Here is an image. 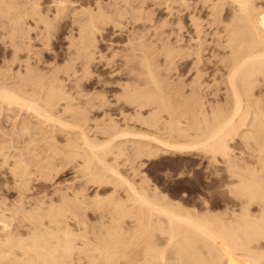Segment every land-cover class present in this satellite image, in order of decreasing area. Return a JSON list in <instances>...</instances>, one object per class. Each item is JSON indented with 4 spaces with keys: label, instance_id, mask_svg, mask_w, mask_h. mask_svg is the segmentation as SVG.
<instances>
[{
    "label": "bare ground",
    "instance_id": "bare-ground-1",
    "mask_svg": "<svg viewBox=\"0 0 264 264\" xmlns=\"http://www.w3.org/2000/svg\"><path fill=\"white\" fill-rule=\"evenodd\" d=\"M165 1L177 27L175 41L161 50L165 70L155 60L157 45L133 32L132 54L125 62L131 79L120 83L127 103L140 109L154 105L149 117L141 118L148 130L120 127L98 142L96 133L88 134L94 120L90 109L109 106L106 93L85 97L87 109L58 73L70 72L79 57L89 70L100 51L96 35L107 23L116 25L131 11L137 19H150L146 4ZM183 16L194 26L185 46ZM62 21L67 22L69 58L64 66L40 71L32 56L44 59L41 52L32 53V33L50 42ZM0 46L10 55V64L0 71V264H264V0H0ZM190 56L193 76L183 84L177 61ZM207 65H213L210 76L216 84V91L207 94L208 104L199 90ZM97 82L109 83L101 74ZM81 85L76 80L84 97ZM110 118V124H102L106 117L102 123L95 120L93 131L112 129L117 120ZM118 138L123 140L117 143ZM195 150L226 167L222 185L231 205L224 203L221 213L212 211L215 205L208 199L204 210L171 200L157 185L150 189L148 179L149 186L142 179L137 187L117 166L122 157L135 156L134 161ZM61 155L71 162L81 159L78 167L89 183L119 186L108 197L91 196L100 225L90 221L83 183L54 194L40 187L63 168ZM123 186L127 195L120 197Z\"/></svg>",
    "mask_w": 264,
    "mask_h": 264
},
{
    "label": "rangeland",
    "instance_id": "rangeland-1",
    "mask_svg": "<svg viewBox=\"0 0 264 264\" xmlns=\"http://www.w3.org/2000/svg\"><path fill=\"white\" fill-rule=\"evenodd\" d=\"M146 7L151 11L150 19H147L145 16H142V18L137 19L134 14L135 12L131 11L130 13L127 14L126 17L121 18L120 19L121 21L119 20L117 22L118 25L116 23L117 26L114 25L115 23L109 22L106 24L105 26L106 29L104 30V32L97 33L96 35L98 42L97 50L100 51L96 54L97 59L95 60V63L91 65V68L89 70H87L84 66V59L79 57L73 61V69L70 72L61 70L58 73L63 80L65 89H67L68 92L74 95V97L76 98L78 97L77 99L78 104H82V103L85 104L86 98L95 95L96 92L98 93L101 90L102 93H106V96L109 100V106H105L104 108L101 107L102 109H98V110L97 109L92 110L90 109L91 108L90 104H85V107L87 109L89 107V109L92 111V112L90 111L91 112L90 115L91 118L93 117L94 119V120L91 119V122L89 121L90 124L89 126L92 127L93 129L90 130L91 128L89 127L88 134L90 135L92 134L91 135L92 138L96 135L95 139H97L98 137L97 139L98 142L99 141L103 142L102 140L104 139L107 140L108 138H110L108 137V135L109 136L113 135L117 130L124 129L125 126H127V128L130 127L132 130L138 132H143L145 130H148L147 127L142 123V119L149 117L148 114L154 110L155 108L154 105L153 107L152 105L151 106L148 105L141 109L139 107L136 108V106L127 103L125 98L121 96L122 89L120 83H124L127 80L131 79L129 78L131 75L128 74L129 68H126V65L128 67L129 65L128 63L125 64L127 56L132 54L131 51L132 41H129V39L133 35L132 33L136 32L135 37L143 34L144 39L147 42H152L156 44L160 52L155 57V60L162 68V71H164L167 59L165 58L166 56L164 54L166 52L163 51L164 48L169 47L172 44V42L175 41L176 39L175 32L177 27L174 18L168 15V6L166 1L161 4L158 3L154 5L148 3L146 4L145 8ZM66 23H67L66 21H62L59 23L56 33L51 38L50 42L47 41L45 36L38 34L37 31H34L32 33L33 35L32 43L34 49L32 53L41 52L44 59V62L43 61L37 62V57L35 55L32 56L33 64L36 65L40 71L46 72L55 64L64 66L65 61L67 60V58H69V53L66 48L68 41L67 40L68 28L66 26ZM182 23L184 27L181 30V33L182 35H184V39L181 42V44L183 46H185L186 44L190 45L189 43L191 42L188 39L189 38L188 34L193 31L194 26H192L193 24L191 23V21H189V18L187 16H183ZM46 44L48 45L47 47ZM100 54L102 55V57L104 56L105 57L102 58ZM192 57L193 56H190L188 58L180 59L177 61L178 72L183 75L182 76L183 84H185V82L187 83L188 80L193 76L194 69H192L193 64H191ZM9 60H10L9 53L5 51L2 46H0V71L6 68L8 64H10ZM108 62H110V65ZM136 63L137 62L135 61L134 64ZM212 67L213 65L205 66L208 73L206 77L203 78L205 80V83L203 84V86L199 87L200 92L204 94L206 93V95L209 92L212 93L216 91L215 81L210 76V74L212 73ZM74 71H77V76H74ZM99 74H101L104 78H106L109 81L107 85L104 86L102 83L97 82V76H99ZM171 75H172V71L169 72V77L172 80ZM76 80L82 81V85L80 88L82 89L81 93L85 94L84 97L79 96L80 94H78L79 89L76 87ZM223 86L224 85H220V88H222ZM185 90L190 91L188 86H186ZM221 95H222V91L219 92V99H220L219 102L224 103L223 101L226 100L224 96ZM210 98L212 99L213 97L210 95ZM207 99H209L208 95L206 96L205 100L207 101ZM208 102L210 101H207V104ZM137 109L140 110L138 111ZM136 112L139 114H137ZM106 114L108 116L111 115L112 118L110 119L117 120V122L114 121L115 124L110 126V128L111 127L113 128L109 129V131L108 128L105 129L108 131L107 133L102 132V131L105 132V130H102L101 132L99 131L96 132V130L93 131L96 126L95 124L99 122V121L95 122V120L101 119L100 123H102L103 122L102 118L106 117V119H104V121L105 120L106 121L103 122L102 124L107 122L108 116ZM162 115L163 117L165 116V118L166 117L168 118L169 116L167 112H163ZM165 118L164 120L167 119ZM91 124L94 125L91 126ZM106 124H110V120L109 123ZM110 130H113L112 131L113 133H111ZM93 133L96 134H94L93 136ZM56 135L59 139H64V133L62 132L60 133V131H58ZM7 138H8L7 144L9 143L8 145L12 146L13 142L10 144V139L12 137L7 135L6 139ZM121 138L116 139L117 143L118 141L123 140ZM48 140L49 139H47V141ZM16 143L17 145H21L17 141ZM233 144L234 146H236V149L240 151V148H242V144L239 143L238 141H236ZM130 150L132 149L130 148ZM211 156L212 155L210 153L206 154L203 151H197V150L184 152V153L168 151L167 153H161L154 157L153 156L137 157L134 161L133 159L135 158V156L134 157L127 156L128 160L126 157H122L117 160V166L126 177L129 176L130 180L135 181L136 186L139 185L140 184L139 182H141L143 179V184H145L146 186L151 185L149 186L150 189L153 188V186L157 185L156 187L162 194L166 195L167 197L170 196L171 200L175 198L174 201H177L178 199L180 203L184 204L185 206H189V208L191 207L193 208V206L194 207L197 206V209L198 208L202 209L204 208L202 206L203 200L208 199L207 201H211L215 205L214 206L215 209H214L213 204H210L212 205L211 208H213L212 211L221 213L225 210L227 204L231 205L230 204L231 197H229L226 188L222 185V179L226 177L227 171L225 165H223L224 163H221V160L220 161L214 160V158ZM112 157L113 155L109 154L108 156L109 161H113ZM64 158L65 157L62 156L61 160H63ZM67 160L65 158L64 161H62L63 164L66 165L63 164H62L63 166L61 165V167L63 168L60 169V172L56 176H54V180L53 179L51 181L47 180V182L42 181V186L40 187L42 188L43 191L48 192V194H54V192L56 193L55 190L63 189L66 187V185L74 188V184L75 187L76 185L79 187L83 183L82 184L84 185L82 186L84 188L83 192L84 194L86 193V196L88 195L87 199L90 202V206H91L89 214L92 213L90 215L92 219L90 221L91 222L93 221L92 223L94 226L96 224H97L96 226H98L100 225V222H98L99 219H96L98 218L96 216H98L100 212L94 209L96 207L94 206V203H92V198L95 196L97 192H99L100 194L102 193L101 194L103 195V197L101 196L102 198L108 197L112 193L111 190H114L115 189L114 187L116 186H113V183L112 185L111 183H109L108 185L105 184L102 187H100L97 183L96 184L93 182L89 183L91 181L87 180L86 176L80 171L78 167L80 163H83L82 160L79 158L73 160L72 162L70 160H69L70 162ZM65 161L66 163H64ZM133 166H136L138 171L136 169V171L134 170L132 172V169L133 168L135 169V167ZM134 173L136 174L134 175ZM1 178L2 177H0V179ZM145 179L146 181L147 179L149 180L148 182L149 185H147L148 183L145 181ZM118 187H116V190L120 189ZM37 188L40 189V190L37 189L38 191H42L41 188L39 187ZM43 188L47 190H44ZM86 188L88 189L87 191ZM124 188L126 189V186H123V188H121V190L117 192V194L118 193H120V195L124 194L125 191L123 190ZM124 195L126 196L127 194ZM124 195L122 197L123 200H125ZM14 197L12 198V196H9V198H11L10 200H13ZM228 197L230 198L227 199L229 202L226 201V198ZM223 204L225 206H223ZM95 220L97 222H95ZM127 220L128 219H126L125 221ZM129 221L130 219L127 222L130 223ZM120 262H121L120 264L125 263L124 260H121ZM97 264H104V263L102 261H99Z\"/></svg>",
    "mask_w": 264,
    "mask_h": 264
}]
</instances>
